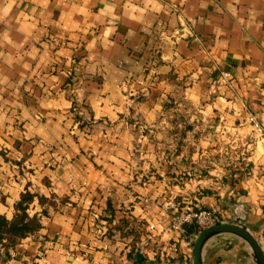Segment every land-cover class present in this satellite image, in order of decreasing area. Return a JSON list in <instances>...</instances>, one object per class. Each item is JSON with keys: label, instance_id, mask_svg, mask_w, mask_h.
Listing matches in <instances>:
<instances>
[{"label": "crops", "instance_id": "0c3cea01", "mask_svg": "<svg viewBox=\"0 0 264 264\" xmlns=\"http://www.w3.org/2000/svg\"><path fill=\"white\" fill-rule=\"evenodd\" d=\"M25 193L0 264H192L193 211L264 255V0H0V216Z\"/></svg>", "mask_w": 264, "mask_h": 264}, {"label": "trees", "instance_id": "16d2710c", "mask_svg": "<svg viewBox=\"0 0 264 264\" xmlns=\"http://www.w3.org/2000/svg\"><path fill=\"white\" fill-rule=\"evenodd\" d=\"M29 193L22 195L20 201L15 206V215L11 221H7L0 216V247L7 250L17 244L23 238L33 235L39 228L37 217H29L27 208L32 201ZM191 226H185V231L189 233ZM5 256H8L7 253Z\"/></svg>", "mask_w": 264, "mask_h": 264}, {"label": "water", "instance_id": "95a60500", "mask_svg": "<svg viewBox=\"0 0 264 264\" xmlns=\"http://www.w3.org/2000/svg\"><path fill=\"white\" fill-rule=\"evenodd\" d=\"M229 235L243 241L251 251V255L255 264H264V255L254 237L240 225L220 223L215 227L206 229L197 234L193 241L192 247V264H202L201 253L206 243L217 236Z\"/></svg>", "mask_w": 264, "mask_h": 264}, {"label": "built area", "instance_id": "2783aa9c", "mask_svg": "<svg viewBox=\"0 0 264 264\" xmlns=\"http://www.w3.org/2000/svg\"><path fill=\"white\" fill-rule=\"evenodd\" d=\"M248 122L254 127L257 134H262L261 126L254 120L253 117L248 119ZM214 211H193L175 216L170 224L172 231L180 232L185 226L194 225L200 233L206 229L215 227L216 219Z\"/></svg>", "mask_w": 264, "mask_h": 264}]
</instances>
